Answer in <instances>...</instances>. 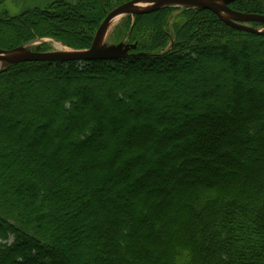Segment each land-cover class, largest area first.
Segmentation results:
<instances>
[{
	"label": "trees",
	"instance_id": "trees-1",
	"mask_svg": "<svg viewBox=\"0 0 264 264\" xmlns=\"http://www.w3.org/2000/svg\"><path fill=\"white\" fill-rule=\"evenodd\" d=\"M129 1L0 14V49L39 37L88 49L105 17ZM230 8L264 14V0ZM168 11L135 15L149 36H138L144 49L133 57L27 62L0 72V264L83 263L88 248L99 264H264V35L190 8L173 47L152 55L166 42ZM231 42L242 44L241 57L228 54ZM144 109L150 114L136 122ZM153 134L164 150L148 151ZM152 155L151 164L138 162ZM146 165L154 175L141 192L135 184L150 175ZM242 166L249 174L240 181ZM203 169L211 173L198 176ZM156 183L163 187L152 194Z\"/></svg>",
	"mask_w": 264,
	"mask_h": 264
},
{
	"label": "rangeland",
	"instance_id": "rangeland-1",
	"mask_svg": "<svg viewBox=\"0 0 264 264\" xmlns=\"http://www.w3.org/2000/svg\"><path fill=\"white\" fill-rule=\"evenodd\" d=\"M84 0H0V14H4L7 17H16L19 16L20 14H22L24 11L26 10H45L48 9L50 7V5H52L55 2H65V3H69L72 5H77L79 3H83ZM112 4H117L116 2H118V0H111ZM133 1V0H131ZM169 9H171V11L165 12L164 15V21H163V32L166 35V42L163 44L162 48L159 49H155L153 51L149 50L148 52L151 53L153 55V53H162L165 51H169L174 43L176 42V36L178 34H180L181 28H182V24L187 22V20L189 19V17L191 16L190 14H187L186 11L189 10V7H183V6H170ZM264 9V8H263ZM186 10V11H185ZM185 11V12H184ZM100 12V11H99ZM213 13V12H212ZM99 13H95L93 15H98ZM264 16V14H259ZM138 24V25H137ZM142 25H145L144 22L141 21H137L135 16H131V15H124L121 16L112 26V28L108 31L107 35L105 33V36L103 38V40L101 41V46L103 48L106 47H110V46H117L121 43L124 44V46H129L131 48L130 53H135L134 51L137 52H141L144 48H140L139 50H137L138 48V36L141 35V38H143L142 40H146L148 38L149 35H145L142 36L143 34L141 32H139V28L142 27ZM249 27L252 28H256L258 30H264V24L262 25H253V24H246ZM4 29V28H3ZM153 31L154 28H152ZM136 34L135 38L137 40H135L134 42H130V36L132 34ZM232 43V42H231ZM243 44H247L246 42ZM242 44L239 42H233L230 46V50L228 51L230 55H236L238 57H241V55L243 54V48L241 46ZM60 46L70 49V50H77V49H73L71 47H69L67 44L63 43L60 40H56L54 38H48V37H39V38H35L33 40H31L30 42L24 44L23 46L20 47H26L27 49L31 50V51H42V50H47V51H58L60 52ZM79 50H86V49H79ZM150 54V55H151ZM251 54V53H250ZM219 57V56H217ZM216 57V58H217ZM82 64V63H81ZM79 64V65H81ZM186 66H188V64H186ZM9 64L8 63H4V62H0V72H2L3 70L9 68ZM186 68V67H184ZM183 68V70H185ZM158 70H164V66L161 65L158 67ZM264 74V69H258V73H262ZM152 95H154L152 93ZM181 97H183V95H181ZM100 100H98V103L96 104L98 109L102 108V103L104 104V102H99ZM171 103L174 104V100H171ZM173 106V105H172ZM170 106V108L172 107ZM172 109H174V107H172ZM176 112L178 111V109H174ZM92 112V109L87 107L86 109L84 108V115L88 116L90 115V113ZM151 111L149 110H145L139 113V115L135 116L134 111L132 112H128V116L133 117L135 116L136 118L135 121L136 122H140L143 118H146ZM146 116V117H145ZM174 117V116H173ZM119 121H123V119L121 118V116L118 117ZM110 124H115V122L112 120L110 122ZM130 124H132V122H130ZM1 126V125H0ZM2 130L4 129L3 127H5L4 125L1 126ZM151 128L154 127V125L151 124L150 126ZM141 127H138V130H140ZM174 133L179 131H183V128H180V126L178 124H176V126H172V128ZM181 133V132H180ZM61 136V135H60ZM59 136V138H60ZM134 136V134H129L126 136L125 141L126 142H131L132 141V137ZM160 135H152L149 137V139L147 140V149L149 151V149H157L159 151L164 150L165 147L162 146V144H160L158 142V139L160 137H158ZM103 137H107L108 139V134L106 132L103 133ZM176 138L180 137L179 135L175 136ZM39 139V138H38ZM61 139V138H60ZM40 144L41 146L46 145L47 144V140L45 141V139H40ZM53 142H51L52 145ZM188 143V142H187ZM194 146V145H193ZM120 147L118 146H113L111 152L112 155L114 156H119L121 155V149H119ZM167 151V150H166ZM169 152V151H168ZM83 153V158H87L89 153L87 152H82ZM129 155V153H126V157ZM90 156V155H89ZM177 156V152L176 151H170L169 152V157H175ZM125 158V157H124ZM145 161V162H149L150 164L152 163V161L154 160V155H152V157H143L141 160H139L138 162L141 161ZM191 166L196 167L195 162L192 160H190ZM148 164V166L150 165ZM205 167V166H204ZM147 167V165L143 168L145 173H150V175H148L147 177L145 176L144 180H139L135 186L137 189H140L141 192H143L142 190H145V186H147V184L153 180V175H154V171H152V168ZM197 170V169H196ZM127 172V171H126ZM200 172V171H199ZM240 175H238V177H236L238 180H243L245 178L242 177V174H249V170H247V168L245 169V166H242L240 169ZM177 172H175L176 174ZM211 173V169H203L201 170L200 173H198V176L200 177H205L207 176V174L209 175ZM178 174V173H177ZM104 176V175H102ZM101 176V177H102ZM107 176V175H105ZM103 178V177H102ZM105 178V177H104ZM119 178V176L117 177ZM225 182L230 183L233 179L230 178H224ZM155 183V182H154ZM163 187V184H157L155 186L152 187V194H159L160 193V189ZM119 199V196H115L113 198V201H116ZM126 202L130 203L131 205H134V202H132V199H128L126 198ZM81 243H76V245H80ZM69 258V257H68ZM70 260V264H99V260L94 258V255L92 253L91 248H88V250H84V259L82 260L83 263L75 261V260Z\"/></svg>",
	"mask_w": 264,
	"mask_h": 264
},
{
	"label": "water",
	"instance_id": "water-1",
	"mask_svg": "<svg viewBox=\"0 0 264 264\" xmlns=\"http://www.w3.org/2000/svg\"><path fill=\"white\" fill-rule=\"evenodd\" d=\"M143 0H133L124 3L112 10L99 26L92 45L87 50H70L65 52L31 51L26 47H19L14 50L0 49V62L14 66L20 63L33 62H91L117 60L128 56L131 48L123 43L117 46L103 48L101 41L111 24L120 15H145L159 11L165 6H183L205 9L213 12L222 22L229 27L257 35H264V32L249 27V23L264 24V16L257 14L241 13L230 8V4L237 0H159L146 9L138 8L139 2ZM17 52V53H15Z\"/></svg>",
	"mask_w": 264,
	"mask_h": 264
},
{
	"label": "bare ground",
	"instance_id": "bare-ground-1",
	"mask_svg": "<svg viewBox=\"0 0 264 264\" xmlns=\"http://www.w3.org/2000/svg\"><path fill=\"white\" fill-rule=\"evenodd\" d=\"M159 0H143L141 2H139L138 4V8L140 9H146L148 7H151L152 5H154L156 2H158ZM121 16H124V15H120L118 17H116L112 22L111 24L109 25L107 31H106V35L108 33V31L112 28L113 24L121 17ZM60 52H65V51H70V49H67V48H64L62 46H60ZM17 53V52H15Z\"/></svg>",
	"mask_w": 264,
	"mask_h": 264
}]
</instances>
